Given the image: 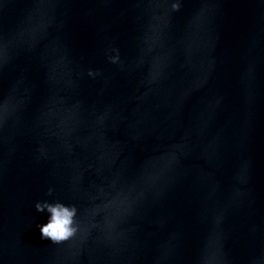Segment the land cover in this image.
I'll list each match as a JSON object with an SVG mask.
<instances>
[{
    "label": "water",
    "instance_id": "95a60500",
    "mask_svg": "<svg viewBox=\"0 0 264 264\" xmlns=\"http://www.w3.org/2000/svg\"><path fill=\"white\" fill-rule=\"evenodd\" d=\"M0 264H264V0H0Z\"/></svg>",
    "mask_w": 264,
    "mask_h": 264
},
{
    "label": "clouds",
    "instance_id": "9594fccd",
    "mask_svg": "<svg viewBox=\"0 0 264 264\" xmlns=\"http://www.w3.org/2000/svg\"><path fill=\"white\" fill-rule=\"evenodd\" d=\"M174 10H179V4L173 5ZM117 57H113L116 62ZM92 75L93 73H89ZM53 189H48V195L51 196ZM37 212L45 213L47 222L38 225L41 238L50 240L53 243L67 241L79 231L77 222L78 210L74 205L66 204L62 201H49L47 199L37 201L35 204Z\"/></svg>",
    "mask_w": 264,
    "mask_h": 264
}]
</instances>
